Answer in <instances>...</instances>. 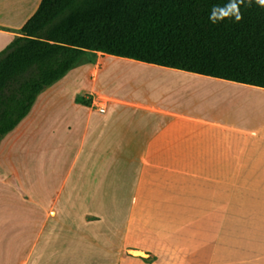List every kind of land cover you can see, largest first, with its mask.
<instances>
[{
	"label": "crops",
	"instance_id": "0c3cea01",
	"mask_svg": "<svg viewBox=\"0 0 264 264\" xmlns=\"http://www.w3.org/2000/svg\"><path fill=\"white\" fill-rule=\"evenodd\" d=\"M39 2L24 15V0H0V53ZM119 67L165 90L120 100L105 87ZM164 98H189L191 111ZM166 165L177 181L213 182L218 198L231 182H264V89L85 52L0 141V264H264L240 222L217 215L224 204L184 205L179 193L171 220H135L134 204L120 220L118 206L96 204L134 196L126 174L139 166Z\"/></svg>",
	"mask_w": 264,
	"mask_h": 264
},
{
	"label": "trees",
	"instance_id": "16d2710c",
	"mask_svg": "<svg viewBox=\"0 0 264 264\" xmlns=\"http://www.w3.org/2000/svg\"><path fill=\"white\" fill-rule=\"evenodd\" d=\"M218 0H40L0 53V141L87 51L264 89V9L211 24Z\"/></svg>",
	"mask_w": 264,
	"mask_h": 264
},
{
	"label": "rangeland",
	"instance_id": "374dc122",
	"mask_svg": "<svg viewBox=\"0 0 264 264\" xmlns=\"http://www.w3.org/2000/svg\"><path fill=\"white\" fill-rule=\"evenodd\" d=\"M10 0H7L9 2ZM37 0H24L26 14L28 15L36 7ZM126 70L132 71L133 68ZM135 73H138L134 70ZM111 72L106 74L109 79L105 87L109 93L126 102H134L147 104L152 96L160 94L165 89L148 85L143 79H135L124 73ZM117 75V76H116ZM122 78H121V77ZM128 76V77H127ZM158 86V85H157ZM168 96V95H167ZM191 100L185 99L180 101L167 100L164 98L160 106L173 109L176 111H191ZM259 120V117L256 118ZM76 150H72V158L75 156ZM82 158L79 160L80 163ZM144 171H131L130 179L137 182L132 185V193L134 196H123L106 192L102 197L96 198L98 207H119V219L126 220V208L134 204L135 212L133 213L135 220H171L176 219L175 206L177 204L178 195L184 205H206V204H224L229 207L230 212L226 214H217L225 219L238 220L241 229L248 234V243L264 248V200L258 197L259 191L263 189L264 182L242 180L231 182L229 188L225 191L221 190V195L216 197L213 188L209 191V183L207 181H195L194 183L186 173L183 181H177L176 166H139ZM137 168V167H136ZM129 179V178H126ZM183 187V189H182ZM210 194V195H209ZM103 205V206H102ZM261 205V206H260ZM106 217V216H105ZM222 219V218H221ZM244 239V234H242Z\"/></svg>",
	"mask_w": 264,
	"mask_h": 264
},
{
	"label": "clouds",
	"instance_id": "9594fccd",
	"mask_svg": "<svg viewBox=\"0 0 264 264\" xmlns=\"http://www.w3.org/2000/svg\"><path fill=\"white\" fill-rule=\"evenodd\" d=\"M255 4L264 9V0H218L209 8L208 19L211 24L232 20L239 23L243 19L242 8Z\"/></svg>",
	"mask_w": 264,
	"mask_h": 264
},
{
	"label": "bare ground",
	"instance_id": "6f19581e",
	"mask_svg": "<svg viewBox=\"0 0 264 264\" xmlns=\"http://www.w3.org/2000/svg\"><path fill=\"white\" fill-rule=\"evenodd\" d=\"M117 68H118V67H117ZM127 68H128V67H127ZM141 68H142V67H141ZM143 68H144V67H143ZM138 69H139V68H138ZM111 70L114 71L115 73H118V74H119V73L122 72V73H124V74H126V75H130V73L132 72V71H129V70L123 69V67H122V68L119 67V69H113V68H112ZM133 72H134V70H133ZM118 74H117V75H118ZM117 75H116V76H117ZM120 77H121V76H120ZM127 77H128V76H127ZM121 78H122V77H121Z\"/></svg>",
	"mask_w": 264,
	"mask_h": 264
}]
</instances>
